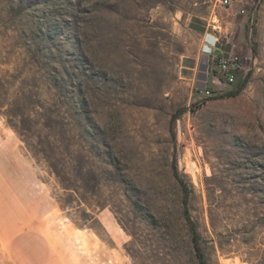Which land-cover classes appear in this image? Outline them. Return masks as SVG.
Returning <instances> with one entry per match:
<instances>
[{
	"label": "rangeland",
	"instance_id": "obj_1",
	"mask_svg": "<svg viewBox=\"0 0 264 264\" xmlns=\"http://www.w3.org/2000/svg\"><path fill=\"white\" fill-rule=\"evenodd\" d=\"M211 34L252 73L237 97H220ZM8 138L65 223L126 264H197L174 159L209 264H264V0H0Z\"/></svg>",
	"mask_w": 264,
	"mask_h": 264
},
{
	"label": "crops",
	"instance_id": "obj_2",
	"mask_svg": "<svg viewBox=\"0 0 264 264\" xmlns=\"http://www.w3.org/2000/svg\"><path fill=\"white\" fill-rule=\"evenodd\" d=\"M212 18L218 21L217 15ZM18 149L14 138L0 143V249L7 258L14 264H126L120 249L93 226L76 229L65 223Z\"/></svg>",
	"mask_w": 264,
	"mask_h": 264
},
{
	"label": "trees",
	"instance_id": "obj_3",
	"mask_svg": "<svg viewBox=\"0 0 264 264\" xmlns=\"http://www.w3.org/2000/svg\"><path fill=\"white\" fill-rule=\"evenodd\" d=\"M215 62H217V59H215ZM251 75H252L251 72H247L246 74H244L242 71L236 72L235 80L232 84H230L232 85V88L229 91L222 94V96L220 97L224 98V97L239 96L243 92V90L247 87L248 83L250 82ZM182 113H183L182 110H178L173 115L172 132H173V125L177 122L178 119H180V116ZM172 168H173L174 179L178 183V186L182 193V200H181L182 217L188 229L193 255L195 256L197 264H209L204 248L202 246V237L199 232L198 225L191 215L190 199H191L193 190L190 187L189 183L185 180V178L180 173L176 159H174L173 161ZM52 171L58 178L62 179L61 170H59L58 168H55V166H52ZM91 173L94 176L93 179L96 180L97 170L93 169L91 170ZM64 189H70V188H68L67 186H64Z\"/></svg>",
	"mask_w": 264,
	"mask_h": 264
},
{
	"label": "built area",
	"instance_id": "obj_4",
	"mask_svg": "<svg viewBox=\"0 0 264 264\" xmlns=\"http://www.w3.org/2000/svg\"><path fill=\"white\" fill-rule=\"evenodd\" d=\"M221 6H231L233 0H217ZM218 23V21H213ZM214 29L221 30L220 25H214ZM223 46V40L220 35H212L211 39L204 45L203 53L217 59V70L221 73L224 81L227 84H232L235 80V73L241 72L243 69L242 57L235 53V45H232V53L225 52L221 47ZM228 54V56H226ZM207 95H211V91H207Z\"/></svg>",
	"mask_w": 264,
	"mask_h": 264
}]
</instances>
